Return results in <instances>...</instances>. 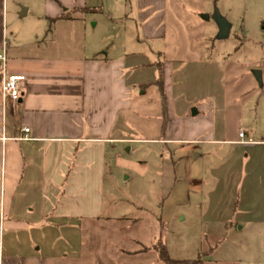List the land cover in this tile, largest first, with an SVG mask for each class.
I'll use <instances>...</instances> for the list:
<instances>
[{
	"label": "crops",
	"instance_id": "obj_1",
	"mask_svg": "<svg viewBox=\"0 0 264 264\" xmlns=\"http://www.w3.org/2000/svg\"><path fill=\"white\" fill-rule=\"evenodd\" d=\"M208 4L0 0L7 72L24 77L19 102L4 112L0 102V137L6 139L0 142V264H49L32 240L46 220L76 225L100 218L107 147L178 143L195 160V151L214 145L256 147L240 144L246 138L243 132L239 139L241 130L236 138L214 137L212 101L196 106L191 117L174 114L171 66L207 59V24L199 15L209 13ZM90 31H99L97 40H87ZM121 32L116 44L112 35Z\"/></svg>",
	"mask_w": 264,
	"mask_h": 264
},
{
	"label": "rangeland",
	"instance_id": "obj_2",
	"mask_svg": "<svg viewBox=\"0 0 264 264\" xmlns=\"http://www.w3.org/2000/svg\"><path fill=\"white\" fill-rule=\"evenodd\" d=\"M208 2L201 14L208 18L199 15L207 59L171 66L174 114L191 117L212 101L214 137L236 138L241 130L256 147L214 145L195 151L196 160L178 143L107 147L100 218L76 225L49 219L33 235L49 264H160L153 250L135 253L159 243L174 260L264 264V0ZM218 14L231 24L223 40L216 39ZM12 29L8 22V36ZM112 36L117 44L124 32ZM252 70L262 72V85Z\"/></svg>",
	"mask_w": 264,
	"mask_h": 264
},
{
	"label": "built area",
	"instance_id": "obj_3",
	"mask_svg": "<svg viewBox=\"0 0 264 264\" xmlns=\"http://www.w3.org/2000/svg\"><path fill=\"white\" fill-rule=\"evenodd\" d=\"M7 53L6 42L2 43L0 47V102L2 111L4 112L8 104H16L21 99L20 84L23 82L24 77L13 76L7 72ZM239 139H244L245 134L240 132ZM26 139L25 137L23 138ZM5 137H0V142H5ZM22 140V139H21ZM240 144H248V142L241 141Z\"/></svg>",
	"mask_w": 264,
	"mask_h": 264
},
{
	"label": "trees",
	"instance_id": "obj_4",
	"mask_svg": "<svg viewBox=\"0 0 264 264\" xmlns=\"http://www.w3.org/2000/svg\"><path fill=\"white\" fill-rule=\"evenodd\" d=\"M67 18V16L65 17ZM159 69V77L155 81V86L158 88L159 93L161 95V98L163 99V115L165 114V104H164V92H163V79H162V70L160 65H157ZM151 249V250H150ZM144 252L148 251H154L157 255V260L160 262V264H200L202 261L200 260V257H198L196 260H174L171 259L168 255V252L166 250V247L159 243L157 245L152 246V248H143ZM146 250V251H145Z\"/></svg>",
	"mask_w": 264,
	"mask_h": 264
},
{
	"label": "water",
	"instance_id": "obj_5",
	"mask_svg": "<svg viewBox=\"0 0 264 264\" xmlns=\"http://www.w3.org/2000/svg\"><path fill=\"white\" fill-rule=\"evenodd\" d=\"M202 18H208L205 15H201ZM214 23L217 27V34H216V39L218 40H223L228 38L230 29H231V24L221 15H217L214 17ZM252 75L254 79L258 82L259 85H262L261 82V73L259 70H252ZM192 115H196V110H192Z\"/></svg>",
	"mask_w": 264,
	"mask_h": 264
}]
</instances>
